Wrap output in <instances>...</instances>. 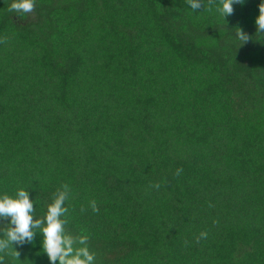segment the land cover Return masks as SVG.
I'll list each match as a JSON object with an SVG mask.
<instances>
[{
	"label": "trees",
	"instance_id": "trees-1",
	"mask_svg": "<svg viewBox=\"0 0 264 264\" xmlns=\"http://www.w3.org/2000/svg\"><path fill=\"white\" fill-rule=\"evenodd\" d=\"M9 3L0 193L26 188L39 219L67 185L65 232L94 264H264L259 0L225 20L219 0H35L26 17ZM34 239L2 264H48Z\"/></svg>",
	"mask_w": 264,
	"mask_h": 264
},
{
	"label": "clouds",
	"instance_id": "clouds-1",
	"mask_svg": "<svg viewBox=\"0 0 264 264\" xmlns=\"http://www.w3.org/2000/svg\"><path fill=\"white\" fill-rule=\"evenodd\" d=\"M187 6L193 12L203 8L204 0H186ZM247 0H219L216 7L218 14L225 20L234 12V5L243 7ZM35 0H10L8 11L18 16L32 14ZM258 14L254 18L257 41L264 36V0H259ZM236 38L239 45L250 42L251 37L241 27H236ZM179 171V170H178ZM159 187V185H155ZM69 198V188L62 185V190L57 191L52 202L47 206L43 218H34L33 200L29 198L26 188H18L14 195L0 193V224H6L7 228L0 229V253L11 250L16 258L18 249L25 246H34L35 237L40 236L38 242L40 252L47 258L48 264H94L95 256L87 246L88 237L80 235L73 237L65 232L63 219L68 209L65 202ZM93 210H96L95 202H91ZM207 233L201 232L199 238H206ZM2 264V261H0Z\"/></svg>",
	"mask_w": 264,
	"mask_h": 264
}]
</instances>
